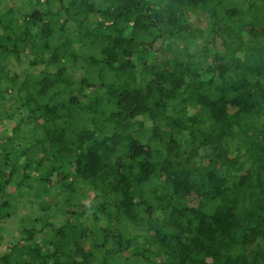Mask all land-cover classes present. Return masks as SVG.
I'll return each instance as SVG.
<instances>
[{
    "label": "trees",
    "instance_id": "16d2710c",
    "mask_svg": "<svg viewBox=\"0 0 264 264\" xmlns=\"http://www.w3.org/2000/svg\"><path fill=\"white\" fill-rule=\"evenodd\" d=\"M7 1L0 264H264V0Z\"/></svg>",
    "mask_w": 264,
    "mask_h": 264
},
{
    "label": "rangeland",
    "instance_id": "374dc122",
    "mask_svg": "<svg viewBox=\"0 0 264 264\" xmlns=\"http://www.w3.org/2000/svg\"><path fill=\"white\" fill-rule=\"evenodd\" d=\"M5 4H6V2H5ZM7 5L10 7V6H12L13 8H15L16 10H19L20 8H21V3H19V0H9V1H7ZM174 44V46L175 47H178L175 43H173ZM30 53V52H29ZM10 128V126H9V124L7 123L6 125H5V127H4V130L6 129V131H8V133L6 132V135H10V130H11V128ZM23 202V201H22ZM22 202H20V207H19V212L22 214V212H23V206H21V203ZM17 217V216H16ZM15 217V218H16ZM14 234L13 233H7L5 236H4V240H2V242H1V244L3 245L4 243H5V246H6V244H13L14 243ZM4 246V247H5ZM0 254H1V251H0Z\"/></svg>",
    "mask_w": 264,
    "mask_h": 264
}]
</instances>
